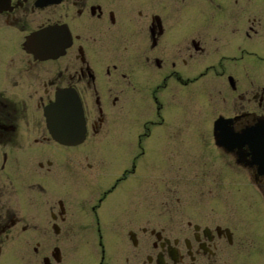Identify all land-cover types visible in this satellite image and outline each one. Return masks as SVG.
I'll return each mask as SVG.
<instances>
[{
    "label": "flooded vegetation",
    "instance_id": "flooded-vegetation-1",
    "mask_svg": "<svg viewBox=\"0 0 264 264\" xmlns=\"http://www.w3.org/2000/svg\"><path fill=\"white\" fill-rule=\"evenodd\" d=\"M207 56L211 62L204 67ZM242 72L249 91L239 84ZM209 74L225 78V88L237 94L233 114L213 122L216 161L232 176L229 188L244 179L264 207V159L255 156L252 133L244 137L264 129V0H0V264H245L225 254L235 244L231 227L205 222L204 200L175 191L196 183L214 192L220 173L189 181L197 172L172 170L152 159L158 156L149 158V169L141 167L154 145L145 140L161 142V132L171 138L179 131L172 122L174 106L187 109L182 87ZM63 93L77 95L84 111L85 135L77 144L59 142L47 126L45 109ZM134 110H149L155 119L133 126ZM221 117L230 119L228 146L214 137ZM112 120L116 127H106ZM114 130L116 136H104ZM154 134L158 138L151 139ZM109 142L118 143L105 153L109 165L132 163L131 169L122 166L118 174V167L110 171L92 158L95 147L106 151ZM55 165L70 175L56 184L64 196L50 200L40 169L51 172ZM99 173L117 181L70 201L81 184H105ZM127 179L134 197L126 204L123 197L112 201ZM194 200L201 206L196 210ZM192 211L196 219L189 218ZM142 219L160 225L137 228Z\"/></svg>",
    "mask_w": 264,
    "mask_h": 264
},
{
    "label": "rangeland",
    "instance_id": "rangeland-1",
    "mask_svg": "<svg viewBox=\"0 0 264 264\" xmlns=\"http://www.w3.org/2000/svg\"><path fill=\"white\" fill-rule=\"evenodd\" d=\"M210 62L211 58L208 56L205 57L203 62L204 67L210 64ZM51 78L52 73L45 77L46 80ZM252 79L255 84L260 82L257 75H252ZM238 80L242 87V91L250 90V79L244 74V72H242V74L238 77ZM173 82H175V85H173L174 88L175 86H179L174 79ZM225 82L227 84V80L225 81V78L209 74L208 76L199 78L196 82H190L187 87H182L186 90V97L183 101L187 104V106H185L187 109L181 110L180 107L174 106L176 111L173 114L174 118L172 122L173 127H177L179 131L171 138H166L164 136V132H161V142H147V140H145L143 143H153L154 145L152 153L148 152L142 158L141 167L144 170L149 169L151 164V159L149 158L158 156L157 158L152 159L158 161L164 166L172 165L173 168H176L172 170H183L188 173L197 172V177L194 180L188 178L189 181L204 182V173H220V188H213L214 192L210 193L208 188L201 186L202 184L196 183H189L187 184L188 186H183L175 191H177L181 197L204 200L207 205L202 207L204 212L209 215V218H206L205 222H219L220 224H226L235 232V244L233 247H226L225 254L229 253L230 255H236L234 261L236 260L237 263L243 261L245 264H264V207L262 206L261 197L255 193V189H253L254 186H249L252 187L251 189L248 187V184H246L244 179L240 180V178H237L235 184L237 188H229L233 186L232 181L229 180L232 176L216 161L214 151L215 144L212 133L213 122L220 114H233V110H235V108H233L234 103L232 101L233 97L237 95L236 93L228 92L225 88ZM223 87L224 93L221 92ZM147 89H149V87H147ZM87 97L92 100L91 94L88 93ZM223 97L228 98V103L223 102ZM30 102L32 103V101ZM246 107L248 108L249 105L247 104ZM91 110L94 117L98 116V111L93 101ZM30 111L33 115L38 114V110L33 106L30 107ZM130 114L132 117V123H134L133 126L149 119H155V116H153L149 110H147V112L134 110ZM170 119L171 116L166 115V121H169ZM117 123L118 120H112L108 122L106 127H116ZM180 127H182L181 130ZM108 133H112L116 136V130L106 132L104 136ZM129 134L131 135V133ZM154 138H158L156 134L151 137V139ZM181 138H183L182 141ZM89 145L90 144L85 143L83 148L88 149ZM115 145H118V143L109 142V144H107L106 151H96L97 148L95 147V153H90V155L94 160L101 162L104 160L105 163H107L108 170L110 171L118 167L119 174L124 170L120 167L124 166L131 169L132 163H128L126 165H109L111 160L106 158L105 153H111V150L117 149ZM27 146L29 150L31 147L34 148L31 143ZM130 146L132 148L136 147V143H130ZM161 149L163 152L158 153ZM168 156H170V158H168ZM69 173L70 172H68L65 168H58L56 165L53 167L51 172H48L46 169H40V180H42L41 183H43L46 187L50 200H55L57 197L64 196L63 193L55 191L56 184L62 180L61 176L65 180V174ZM36 174H38V171L35 167L34 173L30 174L31 178ZM141 174L145 175L144 172ZM53 175L55 176L53 177ZM99 175H101V178L98 179V181L104 182L105 184H102L100 188L98 187L97 189L81 184L84 189L81 187L77 193L73 191L70 201H72V198L73 196L75 197V195H77L78 198L85 197L87 190L93 191L95 194L102 193L108 190L117 181L115 178H109V174L99 173ZM49 177H53V179H50ZM46 178H49L50 180L47 179V181H45ZM84 179L89 183L91 182L86 178ZM50 182H53L51 183L52 186L48 185ZM132 182V179H127L126 181L119 183L115 191L116 195H114V197L113 195H110L109 198L114 201L117 198L123 197L126 199L125 204L128 203L130 199L134 197V195L129 196L130 191H132L130 189V187H132ZM216 191L219 192V194L215 195ZM194 202L195 200L192 202L191 209L196 210L198 207H201L197 206ZM122 209L123 206L119 208L120 212ZM114 210H117V208H114ZM188 216L189 218L196 219L194 211L190 212ZM47 224L49 226L46 225V230L49 231V242L51 243L53 236L51 223ZM68 224L69 222L63 224V228H67ZM146 224L160 225V223L146 222L143 219L134 225L139 228V226ZM61 235H63V233Z\"/></svg>",
    "mask_w": 264,
    "mask_h": 264
},
{
    "label": "water",
    "instance_id": "water-1",
    "mask_svg": "<svg viewBox=\"0 0 264 264\" xmlns=\"http://www.w3.org/2000/svg\"><path fill=\"white\" fill-rule=\"evenodd\" d=\"M45 114L50 132L59 141L75 143L83 138L86 130L85 117L81 102L78 96L74 93L60 94L57 97L56 102L47 106ZM220 122L223 126L221 125L222 130L219 135L226 139L224 140L222 138L221 140L218 139V141L220 143H225L231 136L230 132L225 131L227 126H229L230 121L221 120ZM244 137L247 139L249 138L245 135ZM250 141L252 142L253 148L256 149L254 141H252V139ZM261 141L264 143V139H261ZM256 145H258V142ZM256 151L259 154V148H257Z\"/></svg>",
    "mask_w": 264,
    "mask_h": 264
}]
</instances>
